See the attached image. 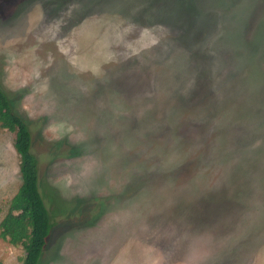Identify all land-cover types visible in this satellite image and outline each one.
Returning <instances> with one entry per match:
<instances>
[{"label": "rangeland", "instance_id": "obj_1", "mask_svg": "<svg viewBox=\"0 0 264 264\" xmlns=\"http://www.w3.org/2000/svg\"><path fill=\"white\" fill-rule=\"evenodd\" d=\"M0 85L55 223L40 264H264V0H0ZM20 163L0 129V223Z\"/></svg>", "mask_w": 264, "mask_h": 264}, {"label": "trees", "instance_id": "obj_2", "mask_svg": "<svg viewBox=\"0 0 264 264\" xmlns=\"http://www.w3.org/2000/svg\"><path fill=\"white\" fill-rule=\"evenodd\" d=\"M0 129L14 135L22 174V184L0 223V238L24 250L23 264H40L55 223L40 192L39 161L32 151L31 128L1 85Z\"/></svg>", "mask_w": 264, "mask_h": 264}]
</instances>
